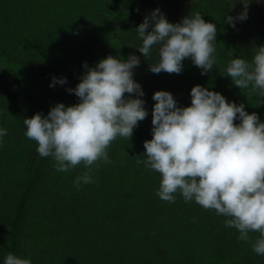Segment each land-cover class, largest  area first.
I'll use <instances>...</instances> for the list:
<instances>
[{"label": "trees", "instance_id": "1", "mask_svg": "<svg viewBox=\"0 0 264 264\" xmlns=\"http://www.w3.org/2000/svg\"><path fill=\"white\" fill-rule=\"evenodd\" d=\"M0 0V264L12 252L32 264H264L250 240L224 224L226 217L177 192L173 202L157 196L160 174L138 164L143 141L151 138L154 90L170 91L178 105L190 103L189 90L201 84L226 99L243 103L264 121V97L239 89L226 75L229 53L251 60L264 44V0H249L247 17L229 26L244 7L239 0ZM252 3H257V8ZM255 5V4H254ZM159 8L170 22L198 11L214 23L217 64L202 75L190 58L179 74L152 73L156 59L139 53L136 26ZM140 58L134 79L143 89L148 116L129 139L117 137L107 162L92 166V182L73 181L83 163L57 172L51 157H41L24 135L23 119L46 115L60 101L76 103L67 88L106 55ZM53 76L67 83H49ZM126 96L129 94H125ZM238 121H234L236 123Z\"/></svg>", "mask_w": 264, "mask_h": 264}, {"label": "clouds", "instance_id": "2", "mask_svg": "<svg viewBox=\"0 0 264 264\" xmlns=\"http://www.w3.org/2000/svg\"><path fill=\"white\" fill-rule=\"evenodd\" d=\"M239 2L241 11L224 17L233 28L247 17L249 0ZM135 31L141 41L136 48L144 58L155 48L156 59L148 64L152 73L179 74L186 58L202 75L217 64V27L198 11L170 22L154 8ZM139 64L134 53L126 59L109 54L93 66L84 62L78 82L66 89L78 98L76 103L57 101L46 115L36 112L23 119L24 135L36 142L41 157L53 159L57 172L83 163L87 170L75 178V186L91 183L92 166L109 160L110 143L118 136L129 139L148 116L143 89L133 78ZM225 71L240 90L264 97V44L253 47L251 60L229 53ZM57 83L65 85L67 78L53 76L49 86ZM189 95V104L178 105L170 91H153L151 138L143 141L144 158L139 155L136 162L160 174L156 194L162 200L173 202L178 192L185 202L226 217L224 224L238 230V239L249 241L250 232L258 233L251 247L264 255V121L211 87L193 84ZM6 134L0 127V143ZM2 264L32 260L7 252Z\"/></svg>", "mask_w": 264, "mask_h": 264}, {"label": "rangeland", "instance_id": "3", "mask_svg": "<svg viewBox=\"0 0 264 264\" xmlns=\"http://www.w3.org/2000/svg\"><path fill=\"white\" fill-rule=\"evenodd\" d=\"M252 4H253V6H254V7H256V8H257V6H258V5H257V3H252ZM254 4H255V5H254Z\"/></svg>", "mask_w": 264, "mask_h": 264}]
</instances>
